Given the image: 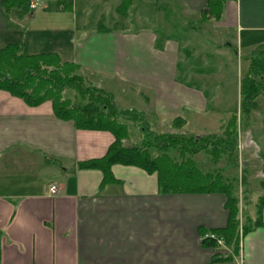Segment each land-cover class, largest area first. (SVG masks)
<instances>
[{"label": "crops", "instance_id": "obj_1", "mask_svg": "<svg viewBox=\"0 0 264 264\" xmlns=\"http://www.w3.org/2000/svg\"><path fill=\"white\" fill-rule=\"evenodd\" d=\"M121 1L73 0L71 10H66L63 0H44V10L46 4L58 3L57 13L62 8L76 15L80 2V15H92V28L83 24L77 36L51 18H40L36 26L37 17L29 8L7 16L0 0V50L22 43L26 55L55 53L63 62L78 65L86 84L111 95L117 108L141 113L157 134H183L192 128L198 137L217 136L232 116L239 123L238 114L222 107L225 99L219 97V88L210 91L213 83L218 87L221 74L194 70L190 52L183 60L192 37L183 44L171 35L176 27L168 16L150 10L145 14L151 0H134L125 17L128 20L135 9L137 19L150 22L148 27L102 25L105 10L112 4L117 12ZM207 2L161 0L178 7L184 20H198L213 36L226 41L232 36V43L224 42L225 48L218 51L225 57L235 46L245 50L248 75L251 55L264 49V0L229 1L220 20L202 21ZM194 81L203 86L191 84ZM238 99L242 100L240 89ZM258 110L257 103L248 122L255 113L261 115ZM131 125L125 146H132ZM137 138L135 134L134 141ZM114 142L108 131L79 130L74 122L58 119L52 102L31 107L0 91V264H264V207L259 204L264 189L257 187L264 183V145L255 144L254 150L243 140L240 160L255 183L256 201L246 208L252 227L241 234L236 254L230 246L204 239L227 226L225 194H163L157 173L124 165L112 166L115 182L103 186L102 171L79 168L106 156ZM234 164L229 166L237 170V161ZM227 168L217 169L227 177ZM52 186L58 188L54 196Z\"/></svg>", "mask_w": 264, "mask_h": 264}, {"label": "trees", "instance_id": "obj_2", "mask_svg": "<svg viewBox=\"0 0 264 264\" xmlns=\"http://www.w3.org/2000/svg\"><path fill=\"white\" fill-rule=\"evenodd\" d=\"M32 0H2L5 15L18 11L22 14L28 10ZM73 0H63L62 6L71 10ZM134 0H122L117 13L128 15ZM234 0H208L202 21L220 20L227 2ZM19 13V14H21ZM22 43H13L0 50V91L10 93L23 100L31 107L45 102H52L55 116L64 121H72L79 130L108 131L115 137L106 156L101 159L81 163V169H98L103 172L102 185L115 182L111 168L114 165L133 166L149 174L157 173L159 188L163 194L177 193H223L227 196L226 209L228 223L224 229L214 230L213 234L222 237L226 244L237 254L239 250V202L234 196V188L225 184L220 176H206L201 173L196 163L186 155L197 154L199 147L189 146L184 138L172 134L160 135L147 128L141 129L145 136L138 145L126 147L124 141L129 139L128 123L145 122L144 116L136 111L118 110L111 95L95 88H84L83 78L79 75L80 67L74 63L63 62L55 53L26 55ZM68 89H74L80 96L88 97L89 103H73L64 96ZM264 92V49L255 51L250 58V69L241 83V113L249 117L257 107L256 100ZM131 115L138 116L137 119ZM119 117L123 122H119ZM177 123L183 122L176 120ZM175 121V122H176ZM146 123V122H145ZM238 117L232 116L222 128L225 139L213 145L212 157L218 162L222 155L228 154L234 147L238 133ZM146 133V134H145ZM148 136L149 139L147 138ZM206 139L204 142L207 143ZM153 141V142H151ZM202 142L199 140L197 143ZM194 141V144H197ZM209 144V142H208ZM207 144V145H208ZM179 147V148H177ZM179 149L182 161L177 162L169 151ZM264 186V183H263ZM264 207V195L260 198V208ZM260 220V219H259ZM258 221L256 226L260 225ZM251 227H243V235ZM213 241V240H212ZM213 243V244H212ZM207 242L212 244L214 242Z\"/></svg>", "mask_w": 264, "mask_h": 264}, {"label": "rangeland", "instance_id": "obj_3", "mask_svg": "<svg viewBox=\"0 0 264 264\" xmlns=\"http://www.w3.org/2000/svg\"><path fill=\"white\" fill-rule=\"evenodd\" d=\"M146 1L147 0H137L136 4H142ZM149 2L150 3H148V5L151 8L149 9L148 7L147 9L148 12L145 11V14L150 15L149 13V10H150V11H153V13L160 11L162 15L165 14V16H168L170 21L172 22V25L174 26V29L176 27V31L174 30V32H172L173 34L171 33V35H173V37H177L176 38L177 41H181L184 44L189 35L192 37V43L188 44V46H185L186 51L183 52L184 53L182 56L183 60L186 58V53L190 52L192 56L190 58L191 63H192L191 67L194 70L202 71L205 74L214 72L216 76L221 74L222 78L218 79L217 81L218 87L216 88L215 84L213 83L210 87L211 88L210 91L213 92L219 88L218 93L221 91L220 92L221 95H219V97L223 96L222 99H225L224 104L223 102L221 103L223 104L222 107L225 106L226 108L229 109V111L231 110L232 113L239 115V118H240L239 123H238L239 129L237 133V140L234 144V147L232 148V150H230L228 154L226 153L225 155H222L218 162H215L211 154H213L212 153L213 147H214L213 145L215 144V142H219L220 138H223V139L226 138L223 133L224 131L223 132L221 131L219 135L217 136L215 135V136L198 137L196 135V129L188 128V129H185L183 134L176 132L177 130H175L171 134L181 139L184 138L185 143L189 146L190 145L193 146L192 148H195L194 146H197V148L199 147L200 150L197 152V154L192 155L191 157L190 155H186L185 158H190L191 160H193L196 163L198 169H199L198 165L202 166L200 168H205V169L209 167L210 170L207 169V171L206 170L203 171L199 169L203 175H206V176L208 175L212 177L220 176L223 179V182L225 184H230L233 186L234 188L233 194L238 199V202H239L238 222H239V238H240L241 234H243L242 232L243 227H246V228L252 227L251 220L247 221L248 219L247 217H249V215L251 214V211L246 213V208H248L247 206H249V203L253 204L256 201V198L253 197L254 189L252 186V185H255V183L251 184L252 181L249 178L250 175L246 176L245 171H243L242 169L243 166H242V159L240 160V152H242L241 150H244L245 145H244L243 140L244 141L248 140V143L251 144L250 148L254 150L256 149L255 144L259 146L264 145V92L261 94L262 96L260 95L261 97H259V99L256 101V103H258L259 105L258 112L261 115L258 116L255 113L253 117L250 118V121L248 122L249 117H245L241 113L242 100L239 102V99H238L239 89H240V95H241L242 80H244L247 77L248 64L246 62V58L249 56H246L245 50L241 51L237 48V46H235L232 49H230L228 56L223 57L221 56L222 54L218 51L220 49L219 47L220 46L223 47V45H226V43L224 44V42L232 43L231 41L232 36H229L228 37L229 39L227 41L224 39V36H218V35L213 36L212 35L213 33L211 31L207 32L204 26L201 27L199 25L198 20L193 19V18H191L190 20H184L182 16L179 14L178 7L176 6L174 7L172 5L161 3V0H158V2L156 0H151ZM56 6L58 7L59 4L58 3L46 4L47 10L42 9V10L34 11L33 13L37 17L35 21L37 24L36 23L34 24H36V26L40 25V21H41L40 18H46L47 20L51 18L52 19L51 21H55L57 23L62 22V24L68 28L66 30L75 31L77 36H80L83 33L81 30L83 27H85V25L83 24L87 23L89 25L88 28H86L88 30H90L89 28H92L93 26L92 18L93 17L92 15H90V13L80 15L81 14L80 11L82 10L80 7V2L78 4V13H76V15L78 14L77 16L71 12L65 13L63 9L61 8V6L59 7L61 8L59 11L60 13H57L55 9ZM134 10L131 11L130 18L128 20H125V17L119 15L115 11V6L110 4L109 7L104 12V15L101 21L102 25H105L111 29H127L126 28L127 25L132 24V23L134 25V28H137V29L148 27V25H150V22L148 23L147 21L143 19L141 20L137 19L134 13L135 12ZM50 14H53V15H50ZM128 14H129V11H128ZM157 17H158V14H157ZM153 21L155 23H158L156 19L155 20L153 19ZM203 24L205 23H202V25ZM26 27L29 28V25L27 24ZM26 27H25V30H28V28ZM186 27H189L191 31H187L188 33H186L182 29ZM33 29L34 28H32V30ZM192 29L194 31H192ZM124 31L128 32L127 30H124ZM158 31L161 33H165V31L162 29H159ZM238 50H239V53H238ZM206 57H207V61L205 62ZM211 57H214V58H211ZM180 79L183 81H186L185 78H183L182 76H180ZM83 82H84L83 84L84 88H88V87L93 88L91 85L86 84L84 80ZM191 84L195 86H199V85L203 86L201 85V83L197 81L191 82ZM64 96L67 98H70L73 101V103H79L82 105L89 103L88 97L80 96L79 92L74 89L66 90L64 92ZM118 110H121V109L118 108ZM131 117L135 119L138 118V116H135V115L134 116L131 115ZM118 121L123 122L124 120L123 118L119 117ZM132 124H133L131 125L132 139H130L129 142H130V145L133 146V144H137V143L140 144L143 138H145V136L142 134L141 129L142 128L145 129V132L148 133L149 130H147V128L149 127L147 123L145 122L142 123L140 122V120H138L137 123L135 124L132 123ZM169 130H170L169 132H171V128ZM135 134L138 137L137 141H134L133 139ZM149 137L150 136H148L147 138L149 139ZM214 137H218L219 139L214 138ZM208 138L209 140L207 141V143L204 142ZM135 140H136V136H135ZM199 140H202V142H199L198 144L197 142ZM194 141L197 144H194ZM126 147H129V146H126ZM177 148L170 150L169 155L173 159H175V161L181 162L182 158H181L179 149ZM195 157L197 158L196 160L194 159ZM236 161L238 163L237 170L235 167H231L233 165L235 166L234 163ZM229 164L231 166H229ZM221 166L228 167L226 171L227 177L226 175L218 171L217 168ZM246 178L248 180V185H247ZM249 182L251 185H249ZM257 187L259 189L261 187L264 189L263 184ZM227 246L228 245L224 241L223 247L226 248Z\"/></svg>", "mask_w": 264, "mask_h": 264}, {"label": "built area", "instance_id": "obj_4", "mask_svg": "<svg viewBox=\"0 0 264 264\" xmlns=\"http://www.w3.org/2000/svg\"><path fill=\"white\" fill-rule=\"evenodd\" d=\"M44 8V0H32L29 4V9L32 11L39 10ZM58 188L56 186H52L51 188V194L54 196L57 194ZM204 239H210L215 241L219 246L224 245V239L221 237H218L214 234H208L205 235Z\"/></svg>", "mask_w": 264, "mask_h": 264}]
</instances>
